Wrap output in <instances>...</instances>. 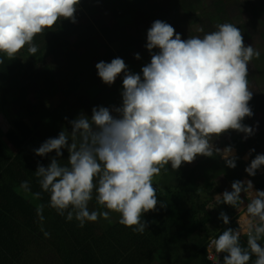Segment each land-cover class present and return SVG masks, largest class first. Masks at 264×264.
Wrapping results in <instances>:
<instances>
[{
    "label": "clouds",
    "instance_id": "1",
    "mask_svg": "<svg viewBox=\"0 0 264 264\" xmlns=\"http://www.w3.org/2000/svg\"><path fill=\"white\" fill-rule=\"evenodd\" d=\"M80 2L0 0V54L14 60L26 47L35 56L39 46L34 38L53 30L58 21L75 23ZM146 39L151 59L140 73L130 71L119 57L95 65L98 77L108 86L122 76L119 106H94L90 117L81 112L69 121L70 131L62 129L33 149L42 158L55 155L47 166L37 162L35 176L41 191L32 195L39 200L48 193L47 207L68 222L75 219L81 228L100 218L110 220L117 213L121 225L143 234L149 225L145 214L167 207L153 184L166 166L178 171L200 156H219L227 168L235 169L239 157L233 146L221 150L214 141L230 130L243 133L244 139L255 134L256 129L243 121L254 115L248 72L260 52L245 45L239 27L219 23L203 36L182 39L172 25L157 19ZM135 59H141L139 53ZM65 150L67 163H61ZM253 152L250 149L249 155ZM262 166L264 154H256L244 170L255 177ZM20 188L31 193L27 180ZM93 198L106 210H90ZM213 199L217 206L246 210L238 218V227H225L218 238L210 239L209 248L218 259L222 257L223 264H250L253 256L254 264H264V245L259 242L264 238V190L255 189L251 179L235 180L230 191L225 189ZM44 207L36 208L41 223ZM218 219L225 226L230 224L223 210ZM44 235L47 238L50 233L44 231ZM242 235L247 237L246 247L241 244Z\"/></svg>",
    "mask_w": 264,
    "mask_h": 264
},
{
    "label": "trees",
    "instance_id": "2",
    "mask_svg": "<svg viewBox=\"0 0 264 264\" xmlns=\"http://www.w3.org/2000/svg\"><path fill=\"white\" fill-rule=\"evenodd\" d=\"M86 3L98 7V12L105 17L103 22L107 21L106 12H110L111 20L115 21L118 16L144 7L150 14L161 11L165 22L172 26L171 18L184 19L186 23L198 19L205 11L198 21L204 33L216 30V25L224 22L236 25L241 31L247 23H257L263 31L255 45L260 57L254 60L264 66V0H135L132 10L126 0H81L75 23L58 21L53 30H45L34 38L39 46L35 56H30L26 47L14 60L0 54L3 59L0 63V127H6L3 135L0 134V264H152L158 255H164L170 264H212L207 257L206 242L218 238L225 227H238L233 223L236 210L227 205L217 206L210 198L195 196L192 191L197 186L198 172L187 164L177 173L172 172L170 165L166 166V171L162 170L153 178L158 199L167 207L159 209L158 205V211L145 214L149 225L143 234L124 227L119 219L110 224L100 218L86 222L81 228L75 219L68 222L47 207L48 193H42L39 200L32 195L41 191L35 176L37 162L47 166L50 156L55 155L51 153L42 158L36 156L33 149L46 139L56 137L62 129L70 131L69 121L81 112L90 117L94 106H119L122 102V76L115 81L118 94H114L113 88L102 96L106 85L98 77L95 65L99 61L111 62L119 55L112 50L116 40L107 35V25L101 26L85 18L83 6ZM178 22L179 25L181 21ZM149 28L115 26L112 29L114 37L119 32V52L128 57L125 63L134 73H140L150 62L145 48ZM100 35L109 39L103 44L101 56L93 53L94 40ZM136 53L141 59H135ZM70 60H74L76 67L70 62L64 72L60 70L59 62ZM58 86L63 89L57 95L58 102L52 105ZM8 96L12 98L9 100ZM249 104L253 116L259 115V111L264 115V89L259 90ZM263 134L258 132L247 139L232 130L223 134L225 147H235L239 157L235 169L227 168L221 160L220 172L230 184L227 190H231L233 181L244 178L251 179L255 189L264 188V176L257 171L255 177H249L244 170L256 154H264L260 150L264 147ZM253 148L255 152L250 161L242 162L240 158ZM67 157L65 150L61 163H67ZM183 171L187 176L182 175ZM25 180L30 183L31 193L20 188ZM38 204L45 205L42 223L37 217ZM219 207L233 216L227 226L216 215ZM97 208L105 210L93 198L89 209ZM204 218L209 219L203 222ZM44 231L50 236L46 238ZM259 242L264 245V238ZM241 244L246 247V235L241 236ZM254 260L253 256L250 264H254ZM218 264H223L222 257Z\"/></svg>",
    "mask_w": 264,
    "mask_h": 264
},
{
    "label": "rangeland",
    "instance_id": "3",
    "mask_svg": "<svg viewBox=\"0 0 264 264\" xmlns=\"http://www.w3.org/2000/svg\"><path fill=\"white\" fill-rule=\"evenodd\" d=\"M127 2V6L130 10H132L134 8V4H135V0H126ZM210 8V7H209ZM84 12L86 13V19H91V21L97 22L98 25H107L108 27V36H111L113 38H115V44L112 46V50L114 52H118V55L120 58H122L124 61L128 58L123 52H119L120 49V44H119V40H120V35L119 32H116V36L114 37V33L112 32V29L115 26L121 27V28H131V29H137L140 30L141 28H143L145 26V28L150 27L152 22L159 19L162 21L164 20V15L161 11L159 10H155L153 12H150L147 9H144V7H141L140 9L136 10V12H132L130 14L125 15H121L118 16L116 18L115 21L111 20L109 14L110 12H106L107 14V21L103 22L105 20V17L103 16V14L98 12V7H96L95 5H93L92 3H86L83 6ZM205 14V11H203V15ZM203 15H200V17H202ZM195 19V20H190L188 22L185 23V21H183L184 19H174L171 18V24H173L175 30L177 33L181 34L182 39H187L188 37H192V36H196V35H200L203 36L204 32H200V23L198 21L201 20V18ZM178 21H181V23L178 25ZM263 31L262 27L260 25H258L257 23H247L246 25H244L243 30L241 31L243 34V38H244V43L245 45H252L255 49H256V43L259 41L260 39V32ZM119 36V37H118ZM117 38V39H116ZM108 38L107 36H96L95 38V46L96 49H94L93 53H96L101 56L102 55V47L104 43H108ZM121 53H123V56H121ZM73 63V68L76 67V64H74V60H70L68 63L64 62V61H60L59 62V67L60 70H65V68L68 67L69 63ZM248 87L249 90L251 92H253V98H255L257 96V93L259 92V90L264 89V66H259V64L253 59L250 64H249V72H248ZM106 85V84H105ZM118 86L116 83H114L112 86H108L106 85V89L103 92V97L105 96L106 92L105 91H109L111 89H115L114 94H118ZM63 89V86H58L57 92L55 94V103L52 105H55L58 102V96L61 92V90ZM9 100L12 98L11 96H8ZM260 111H259V115L258 113L251 117V118H247V120L243 123H245L248 126H252L256 129L255 134L258 132H263L264 133V115H260ZM1 116V115H0ZM9 118V117H8ZM7 118V119H8ZM7 121V120H6ZM5 126H7L5 124ZM6 127H0V134L1 136L3 135V131L5 130ZM255 134L251 137H254ZM243 137L244 134L242 133ZM264 135V134H263ZM223 140H224V136L222 135L219 139L215 140L214 143L216 144L217 147H219L221 150H223L225 148V145L223 144ZM236 148L234 147V154L236 155ZM261 151H264V147H262L260 149ZM248 155L247 158H244V156H242V162L247 163L250 161L251 159V155ZM240 158V159H241ZM221 158L219 156H215L212 158H208V157H203L200 156L198 157L193 163L191 164H187L189 167L193 168L194 170H196L198 172V176H197V186L196 189H194L192 191V193L195 196H199L203 199L205 198H210L212 201H214V196L217 193H222L225 189H228L230 187V184L227 182L226 177L221 174L220 169L221 168ZM216 166V167H215ZM216 168V170H214ZM207 171L206 173H203L204 171ZM182 170L181 168L178 170L180 171ZM178 171H173V173H177ZM184 172V171H183ZM259 174L264 176V172L262 171V169L258 170ZM206 174V175H205ZM182 175L187 176V173H182ZM243 180H248L247 178L243 179ZM255 188V187H254ZM259 190H264L263 189H259ZM247 203V201H245V204ZM244 207V206H243ZM244 209V208H243ZM243 209H241V211H243ZM106 210V209H105ZM225 211L227 214H229V212L223 208H218V212L220 213V211ZM245 212V210H244ZM219 216V214H218ZM230 217V216H229ZM119 219V214L117 213H113L110 217V220H106L108 221L110 224L114 223L115 221H117ZM209 218H204L202 219L203 222L207 221ZM236 219V218H235ZM235 222H237V220H234ZM233 227V226H232ZM144 264H148V262H145ZM152 264H170L168 263V260L166 259V257L164 255H158L155 262H153Z\"/></svg>",
    "mask_w": 264,
    "mask_h": 264
},
{
    "label": "built area",
    "instance_id": "4",
    "mask_svg": "<svg viewBox=\"0 0 264 264\" xmlns=\"http://www.w3.org/2000/svg\"><path fill=\"white\" fill-rule=\"evenodd\" d=\"M248 155H245L244 158H247ZM262 171L264 172V167H261ZM209 241L206 242V248H207V257L208 259H210V261L212 262V264H218L219 259L217 258V255L215 254V252L209 248Z\"/></svg>",
    "mask_w": 264,
    "mask_h": 264
},
{
    "label": "crops",
    "instance_id": "5",
    "mask_svg": "<svg viewBox=\"0 0 264 264\" xmlns=\"http://www.w3.org/2000/svg\"><path fill=\"white\" fill-rule=\"evenodd\" d=\"M2 127H3V126H2ZM245 179H246V178H245ZM247 179H248V178H247ZM245 205H246V204H245ZM243 208H244V209H243ZM241 209H243V211H240V212H237V211H236V216H235L236 219H234V220H237V221H238V218H239V217H242V216L244 215V210H246V209H245V207H243V206H242ZM218 214H219V212H217L216 215L218 216ZM231 218H233V216H230V219H231ZM206 222H207V221H206ZM233 223H237V222L234 221ZM237 224H238V223H237Z\"/></svg>",
    "mask_w": 264,
    "mask_h": 264
}]
</instances>
